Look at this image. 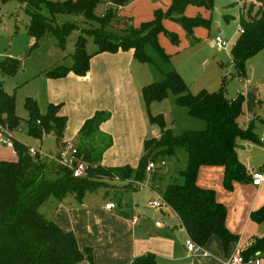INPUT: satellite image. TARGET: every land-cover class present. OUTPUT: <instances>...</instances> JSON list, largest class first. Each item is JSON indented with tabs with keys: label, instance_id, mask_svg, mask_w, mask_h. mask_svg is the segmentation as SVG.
Wrapping results in <instances>:
<instances>
[{
	"label": "trees",
	"instance_id": "1",
	"mask_svg": "<svg viewBox=\"0 0 264 264\" xmlns=\"http://www.w3.org/2000/svg\"><path fill=\"white\" fill-rule=\"evenodd\" d=\"M25 4V11L31 20L28 34L35 45L44 37L51 36L60 48H65L69 36L77 31L72 22L58 23L57 15H81L84 19L95 21L102 29L118 21L119 10L130 0H20ZM108 3L102 17L95 15L99 4ZM258 11L254 15L252 8L246 16L240 17L239 24L245 32L232 49V64L242 74L246 62L264 48V0H257ZM215 0H172L167 11L157 10L151 22L139 28L128 27L122 42L116 43L106 31H100L94 43L98 46L95 54H116L119 51H134V57L141 63H148L152 58L146 54V46L151 44L166 61L171 57L161 47L160 34L170 37L174 45H179V37L168 32L163 22L170 20L182 26L188 36L194 35V29L210 30L212 20L201 16H186L192 6L214 10ZM46 6L52 18L41 13ZM101 30V29H100ZM111 34V33H110ZM110 37V38H108ZM87 39L79 35L72 55L73 65L60 66L51 70L49 79H63L73 73L79 77L87 76L91 60L95 55L87 51ZM20 67L16 59L7 58L0 63V71L5 76H14ZM224 83L216 92L205 90L192 94L189 86L177 71H170L160 82H154L142 90V98L148 107L154 102L164 101L169 92L173 93L177 106L185 108L190 117L206 122L202 131H187L175 134L168 128L162 115L149 113V122L158 127L159 138L144 142L143 155L136 171L130 166L108 168L103 166L105 153L113 146V139L101 132V126L110 119V114L97 111L88 119L74 143L79 158L89 165L88 177L75 178L71 170L60 166L55 161L32 157L28 147L15 143L18 155L17 162L0 160V264H85L92 262L93 251L81 250L73 232L62 230L53 221L47 220L39 208L55 198L63 200L73 194L82 200L89 192H94L107 181H124L131 179L137 182L147 179V166L150 162L160 163L169 157H176L178 149L187 153V167L181 171L180 178L170 182L163 192V199L177 214L188 237L201 247H205L211 237L217 236L226 250L239 237L227 228V209L219 203L212 189L201 188L198 174L202 167L224 168V186L232 191L234 183H249L251 176L239 158L241 141L254 142L256 135L253 126L242 127L240 118L243 115L244 98L238 96L230 99L225 93ZM25 107L29 118L26 121L29 135L41 139L43 135L54 136L59 148L67 128V118L62 115V105L50 104L47 113H40L37 102L27 99ZM149 111V110H148ZM16 114L15 97L7 94L0 84V123L15 131L21 125ZM98 139L104 146L97 147ZM155 178V177H154ZM253 222L264 223V206L251 215ZM245 259L264 260V236L242 254ZM264 263V262H263ZM132 264H157L152 253L136 258Z\"/></svg>",
	"mask_w": 264,
	"mask_h": 264
},
{
	"label": "crops",
	"instance_id": "2",
	"mask_svg": "<svg viewBox=\"0 0 264 264\" xmlns=\"http://www.w3.org/2000/svg\"><path fill=\"white\" fill-rule=\"evenodd\" d=\"M150 1L130 0L120 8L119 13L125 10L129 16H133L132 27L138 28L154 19L134 24L135 18L139 19L135 15L142 14V7H150L147 3ZM154 1L157 3L150 8L151 13L167 11L172 2ZM160 4L166 8H161ZM191 9L194 10L189 16L188 11ZM186 16H201L212 20V12L192 6L187 9ZM171 22H163L166 30L170 29L167 23ZM199 29L209 33L212 27L210 30L196 28L194 35ZM183 32L188 36L184 29ZM178 37L181 45V37ZM215 39L212 45L217 48ZM171 45L174 48L172 53H165L172 58L179 53L180 46L172 42ZM142 64L134 57L133 50L95 54L87 76L79 77L70 73L63 79L48 80L49 105L61 104V113L67 118L63 139L65 144L76 143L74 141L84 123L97 111H104L110 114V119L101 126V132L112 137L114 144L105 153L103 166L116 168L137 165L135 163L142 156L144 142L149 139L150 126H153L149 122V111L142 98V90L152 83L147 82L148 75L141 67ZM233 68L239 83L232 98L226 95L230 99L238 96L244 98L240 124L244 128L253 126L256 135V141H241L239 144V158L249 171L251 182L234 183L233 190L229 191L224 186V168L202 167L197 183L201 188L215 191L218 202L227 209V228L239 237L238 241L226 250L222 241L213 236L203 247L208 256L202 253L190 256L186 246L189 237L177 214L170 207L160 210L149 207L150 201L163 198V192L170 182L160 190L149 183L153 178L148 175L144 181H148L147 191L136 187L122 188L126 193L123 194V191L120 198L127 199L123 204L107 200L106 197H96L94 192L97 189L87 193L81 201L75 195L68 194L61 201L51 198L39 208L47 220L53 221L66 232H73L81 250L93 251L92 262L87 261L85 264H132L136 258L149 253L156 256L157 264H225L231 256L239 251L245 252L256 239L264 236V223L257 224L251 219L252 213L264 206V181L256 185L253 180L254 173L264 174V147L260 142L264 135V48L246 62L242 74ZM154 127L153 136H156L160 132ZM109 203H114L116 208L107 210L106 205ZM193 259H196L195 263Z\"/></svg>",
	"mask_w": 264,
	"mask_h": 264
},
{
	"label": "rangeland",
	"instance_id": "3",
	"mask_svg": "<svg viewBox=\"0 0 264 264\" xmlns=\"http://www.w3.org/2000/svg\"><path fill=\"white\" fill-rule=\"evenodd\" d=\"M51 1L64 2L67 0ZM147 3L150 5L149 9L142 7V14L135 15L137 18L139 16V19L135 18L134 24H137V21L142 23L154 18L155 12L151 13L149 10L157 1L151 0ZM107 4V2L102 3L96 7L95 15L97 17L103 16L105 9L108 7ZM258 5L259 3L241 9L235 4V0H215L214 10L212 11V29L209 33L199 29L195 31L194 36H186L182 26L176 22L167 23L170 28L167 31L176 32L181 37L180 51L175 56L173 55L170 62H166L159 52L151 44H148L145 50L152 61L143 63V66H141L148 75L147 82H160L167 72L175 70L187 83L192 94H197L203 90L216 92L219 88L221 89L224 83L225 93L227 92L226 94L232 98L239 83L231 59L233 44L237 43L240 37L238 34L239 20L241 15L246 16L251 8L252 13L255 15L259 8ZM160 7L166 8L162 4H160ZM193 10L188 11L189 16ZM41 13L52 18L46 6L42 7ZM128 16L126 11L123 10L119 13L118 21L113 22L112 26L102 29L100 24L86 20L81 15H57L56 20L58 23L72 22L78 29L69 36L65 48H60L57 41L51 36L44 37L35 45V41L28 34L31 18L25 11L23 2L20 0L0 1V63L7 58L16 59L20 62L19 70L14 76H5L0 71V84L7 94L15 97L16 114L22 121L19 129L13 131L17 142L38 150L44 157L55 158L59 154V147L54 136L43 135L41 139H38L29 135L26 122L29 114L25 102L27 99L36 101L40 113L42 115L46 114L49 106V89L47 87L49 78L47 74L57 67L70 68L73 65L71 54L74 53L78 36L82 35L87 39V51L93 54L98 50V46L94 43L95 37L92 35H97L100 31H106L110 37H115L114 41L116 43L122 42L123 38L121 37L125 36L127 28L132 26L133 16ZM226 19L230 20L227 21ZM219 30L221 31L220 34H218ZM218 36L230 43V48L227 51H220L218 48L213 47L212 42ZM158 40L165 52L172 53L174 48L171 45L169 36L162 33L159 35ZM148 110L153 116L162 115L168 128L173 129L175 134L187 131H202L207 127L205 121L190 117L185 108L177 106L175 97L171 92L164 101L152 103ZM152 129L156 128L150 126L148 138H159L160 133L153 136ZM95 145L102 147L104 141L98 139ZM141 157L138 158L135 164H139ZM0 160L17 162V152L0 144ZM137 165L131 164L129 166L135 169ZM186 167L187 153L184 149H178L176 157L167 158L165 165H160L151 174L153 179L149 183H153L154 187L157 186L162 190L169 182L174 181L175 178H180L181 171L185 170ZM144 184L148 186V181ZM147 186L142 190L147 191ZM122 188H135V185L132 184L130 179L107 181L98 187L99 190L96 193L94 192V195L96 197L97 195L98 197H106L107 200L112 199L123 204L127 199L126 197L120 198L126 193ZM40 211L43 213L42 209ZM195 260L193 259L192 262L195 263ZM259 260L261 264H264L263 259Z\"/></svg>",
	"mask_w": 264,
	"mask_h": 264
},
{
	"label": "built area",
	"instance_id": "4",
	"mask_svg": "<svg viewBox=\"0 0 264 264\" xmlns=\"http://www.w3.org/2000/svg\"><path fill=\"white\" fill-rule=\"evenodd\" d=\"M257 3H258L257 0H235V4L239 6L241 9L243 7H248L251 5H255ZM238 32L240 35L244 34L245 32L243 26L240 24H239ZM215 46L219 50L227 51L230 48V43L222 39L220 36H218L215 39ZM16 142L17 140L15 138V133L12 130H10L8 127L3 126L0 123V144H3L4 146L15 150ZM260 142L264 147V135L260 138ZM28 151L32 157L40 156V158L43 160L48 159L50 161H55L60 166L71 170L75 178H85V177H88L89 175L88 173L89 165L79 158L78 151L74 145L66 144L59 151V154L55 158L44 157L38 150L33 149V148L28 147ZM160 165L164 166L165 161L160 162V163L150 162L146 169L147 175H151L157 168H159ZM253 180L256 185H260L262 181H264V174L262 172L254 173ZM116 181H120V180L117 179ZM131 181H132V184H134L138 190H142L143 188L147 186L146 184H144V181H140V182H137L134 180H131ZM149 207L158 209V210L169 208V206L167 205V203L164 201L163 198H159V200L150 201ZM115 208H116V205L114 203H109L106 205V209L109 211H112ZM159 224L160 223H157V225ZM186 246H187L190 256H194L199 253H202L204 256L209 255L206 251H204L203 247L196 245L193 242V240L190 238H188ZM225 264H260V260L259 259L247 260L242 255V252L239 251L233 256H231L225 262Z\"/></svg>",
	"mask_w": 264,
	"mask_h": 264
}]
</instances>
